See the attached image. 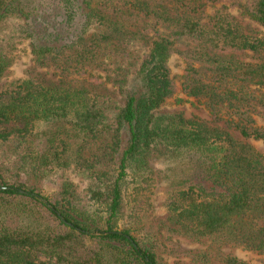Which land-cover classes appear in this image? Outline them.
Returning <instances> with one entry per match:
<instances>
[{
    "label": "trees",
    "instance_id": "obj_1",
    "mask_svg": "<svg viewBox=\"0 0 264 264\" xmlns=\"http://www.w3.org/2000/svg\"><path fill=\"white\" fill-rule=\"evenodd\" d=\"M234 12L264 30V0H0V84L28 51L40 70L0 91V264H250L227 246L264 256V155L250 143L264 144V32ZM179 94L212 123L159 114ZM166 156L190 172L154 220L152 161ZM70 168L84 191L20 181ZM181 238L215 256L180 251Z\"/></svg>",
    "mask_w": 264,
    "mask_h": 264
},
{
    "label": "rangeland",
    "instance_id": "obj_2",
    "mask_svg": "<svg viewBox=\"0 0 264 264\" xmlns=\"http://www.w3.org/2000/svg\"><path fill=\"white\" fill-rule=\"evenodd\" d=\"M234 16L238 20L240 24L245 29V32L252 33L254 35H260L264 32L263 28L259 25L253 23L250 20L243 19L239 16L237 12H234ZM18 21V20H16ZM15 21V22H16ZM13 21L9 20L8 24H11ZM8 28V26H7ZM6 33L5 31L0 32V38ZM147 49V48H146ZM145 48H140L137 51L136 56H141L144 52H146ZM246 61H250V58H244ZM170 66L172 69L173 76L178 82L182 81V76L184 72V64L182 60L178 56H174L170 61ZM40 71L36 69L32 57L30 55V51L27 54H24L21 59L17 61L15 66L13 67V76L4 80L0 84V91L5 89L10 84L25 80L29 78L34 72ZM52 74H49L51 77ZM121 98V97H119ZM183 100V101H181ZM159 114H181L185 118H199L201 121H205L207 123H212V118L206 108L198 102H195L189 98H187L183 94H179L176 98L169 101L160 111ZM256 119L260 126L264 127V108H259L256 113ZM223 126V124H221ZM250 143L262 154L264 155V144L259 142H251ZM1 158V154H0ZM0 164H3L0 162ZM3 166V165H2ZM1 167V166H0ZM152 167L154 171V178L156 180V187L154 189L153 196V204H154V212L152 213L151 219L154 220H162L167 216L166 213V192L167 189L186 177V175L190 172V165L188 160L182 156H166V157H155L152 161ZM29 180L30 186H35L38 189L42 190L46 193H51L60 182L68 181L74 184L79 191H84V189L88 185V180L83 176L79 175L74 171L73 168L68 170L60 171V173L50 176L48 179H42L36 181L35 179H29L27 176H21L20 181L26 182ZM180 251H193L199 252L211 249L209 241H203L200 243H196L192 240L181 238L178 241ZM212 253L215 256V248L211 249ZM221 252L224 255H231L237 257L241 260H244L250 264H264V256H258L249 252H245L241 249L234 247H223L221 248ZM165 259L171 260L166 257Z\"/></svg>",
    "mask_w": 264,
    "mask_h": 264
},
{
    "label": "water",
    "instance_id": "obj_3",
    "mask_svg": "<svg viewBox=\"0 0 264 264\" xmlns=\"http://www.w3.org/2000/svg\"><path fill=\"white\" fill-rule=\"evenodd\" d=\"M4 188H0V190H3Z\"/></svg>",
    "mask_w": 264,
    "mask_h": 264
}]
</instances>
